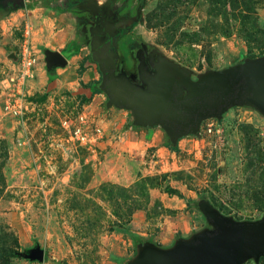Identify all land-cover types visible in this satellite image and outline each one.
I'll use <instances>...</instances> for the list:
<instances>
[{
	"label": "rangeland",
	"instance_id": "374dc122",
	"mask_svg": "<svg viewBox=\"0 0 264 264\" xmlns=\"http://www.w3.org/2000/svg\"><path fill=\"white\" fill-rule=\"evenodd\" d=\"M19 1L30 2L0 0V17L10 12L5 3ZM58 1L60 10L77 19L68 33L82 44L80 50L86 48L78 72L96 74L97 80L81 82L87 94L25 90L27 110L15 117L5 104L18 64L7 54L18 59L28 42L36 64L27 83H38L39 53L28 22L12 30L16 38L5 34L12 40L3 41L6 28L0 30V47L8 43L0 56V264H140L147 249L170 250L214 229L206 205L235 222L264 219V112L258 106H236L202 123V130L213 125L219 134H191L175 143L166 136L177 152L150 150L135 157L124 147L109 154L111 140L126 139L125 132L139 126L133 111L109 105L94 59L95 51L108 52V30L136 22L120 46L125 50L119 49L130 80L144 87V71L160 67L185 83V96V81L264 57V0ZM43 54L40 61L48 62L61 55ZM120 71L119 78L130 75ZM98 94L103 114L112 108L123 116L101 119L99 111L87 108ZM80 116L88 120L82 131L88 141L82 143L71 137ZM37 250L44 252L42 261L32 258ZM245 264H264V256Z\"/></svg>",
	"mask_w": 264,
	"mask_h": 264
},
{
	"label": "water",
	"instance_id": "95a60500",
	"mask_svg": "<svg viewBox=\"0 0 264 264\" xmlns=\"http://www.w3.org/2000/svg\"><path fill=\"white\" fill-rule=\"evenodd\" d=\"M108 33L112 36L108 52H94V59L103 72L101 87L109 98V105L134 112L136 125L160 127L175 143L191 134L199 137L203 122L221 119L236 106L252 103L264 112V57L213 73L195 83L185 81L190 90L184 96L185 83L160 67L154 73L144 71V87L127 76L117 77L119 56L116 48L111 51V46L115 47L114 32L108 30ZM9 58L17 61L14 53ZM49 59L61 65L65 63L59 54ZM204 212L214 229L180 241L170 250L147 249L140 264H245L264 256V219L235 222L211 205H206ZM32 258L42 261L44 252L37 250Z\"/></svg>",
	"mask_w": 264,
	"mask_h": 264
},
{
	"label": "crops",
	"instance_id": "0c3cea01",
	"mask_svg": "<svg viewBox=\"0 0 264 264\" xmlns=\"http://www.w3.org/2000/svg\"><path fill=\"white\" fill-rule=\"evenodd\" d=\"M76 20V18H72V16L66 12H55L45 8H36L34 10L26 11L23 9H17L15 11H10L8 16L0 17V30L6 28L4 32H1V34L4 35L3 41L8 39L12 40L11 38H7L5 34L9 35L10 37L14 36V38H16V35H14L12 30L21 25L20 23L24 24L25 22H28L30 24L32 32V45L38 50L39 53L38 69L36 70V75L39 82L36 83L31 81L27 83L25 86L27 94L30 93L34 95L38 92L43 94H57L61 93V89H66L72 94H87L85 93L87 87L82 88L80 85L81 82H83V85H86L89 84L90 81L97 80L96 74H89L87 71H82L81 74L78 72L81 68V60H83L84 56H86H82L83 50L86 48H82L78 54H71L70 47L73 42V37L68 33V31L70 29V23H72V21L75 22ZM9 25L10 27L8 28ZM47 25H50V28H48V32L46 33L44 27ZM7 44L8 43H6V45ZM6 45L4 46L3 44L2 47H0V56L4 55L6 52ZM123 50H125V48ZM46 51L47 53H60L66 64H62V66L57 65L55 61H40L41 58L44 57L43 52ZM67 51H69L71 56H65ZM117 52L120 59L119 51L117 50ZM11 53L13 52L10 51L9 54H7L8 59ZM119 63L122 67L120 69V73H129L130 75H128V78H131L133 74L127 71L128 69L126 59H120ZM15 64H17V61L13 60V65ZM8 78L9 77L5 79L3 78L2 83L6 84L8 82ZM51 79L56 80L55 82L51 83L54 87L50 85ZM1 88L3 87L1 86ZM100 96L101 95L99 94L95 95L93 101L90 104H86V107L93 109V111H99L98 113L102 115L101 119H103L102 117H105L106 120L110 119L111 117V119H113L117 114L123 116L124 111L112 108L103 114L98 104ZM117 111H119V113ZM100 115L96 117H99ZM124 124H128L127 120H124ZM125 135L127 137L126 139H124L125 137H117L119 140H111L107 149L108 152H106L111 154L112 151H121L120 149L125 147L128 152H132L128 155L142 157L150 150L155 151L156 153L166 154V151L170 149L167 147V134L160 127H143L142 129L140 126L138 129L132 127L130 131L127 130L125 132Z\"/></svg>",
	"mask_w": 264,
	"mask_h": 264
},
{
	"label": "built area",
	"instance_id": "2783aa9c",
	"mask_svg": "<svg viewBox=\"0 0 264 264\" xmlns=\"http://www.w3.org/2000/svg\"><path fill=\"white\" fill-rule=\"evenodd\" d=\"M28 42H25V46H23L21 50V56L17 59V76L16 79L13 81L14 85L9 88L10 97L5 104V109L16 117L19 115H24L27 110V96L25 93V86L27 85V80L31 77V69L36 64V59L31 54V50ZM28 45V47H27ZM80 124L72 131L73 136L77 137L80 142H87L88 138L82 134L83 128L87 126L88 120L84 116L79 117ZM66 125H69L68 122H65ZM99 131V130H98ZM219 134L220 130L216 127L213 128L208 127L206 130H202L200 134Z\"/></svg>",
	"mask_w": 264,
	"mask_h": 264
},
{
	"label": "trees",
	"instance_id": "16d2710c",
	"mask_svg": "<svg viewBox=\"0 0 264 264\" xmlns=\"http://www.w3.org/2000/svg\"><path fill=\"white\" fill-rule=\"evenodd\" d=\"M5 4H7L6 8L9 9L10 11H15L17 9L34 10L39 5L40 7H43L45 9H49V10H53L56 12H65V11L60 10L58 8V4H59L58 0H30V2L28 4H25L23 2H19V3L7 2ZM70 12L73 13L74 15L84 13V14H87V17L89 19L92 18L91 14L87 13V11H82V10L80 11L79 9H71ZM130 16L134 17L132 14ZM136 24H137L136 22L132 23L130 28H121V29H118L117 31L114 32L115 47L111 46V51H114V48H116V49L119 48L120 44L122 42L126 41V39L128 38V36H127L128 30H133V28L136 26ZM108 36L110 39L109 43H111L112 36L110 34H108ZM81 47H82V44L80 42L73 41L71 44V47H70L71 54H76L81 49ZM167 147L172 149L175 152L178 151V145L175 144L172 146V143H170L169 141H167ZM6 262L8 263V261H6Z\"/></svg>",
	"mask_w": 264,
	"mask_h": 264
},
{
	"label": "flooded vegetation",
	"instance_id": "af4514ba",
	"mask_svg": "<svg viewBox=\"0 0 264 264\" xmlns=\"http://www.w3.org/2000/svg\"><path fill=\"white\" fill-rule=\"evenodd\" d=\"M126 28H130V26H129V27H126ZM117 30H118V29H117ZM117 30H115V31H117ZM115 31H114V32H115ZM131 31H132V30H128L127 33H131ZM127 36H129V35H127ZM106 37H107V41H108V43H109L110 39H109L108 34L106 35ZM128 38H129V37H128ZM128 38H127V39H128ZM127 39H126V41H127ZM126 41H125V42H126ZM125 42H122V43L120 44V46H121L122 44H124ZM120 46H119V48H117L118 51H119V49H121ZM119 62H120V59H119ZM119 62H118V70H120V69L122 68ZM118 70H117V71H118Z\"/></svg>",
	"mask_w": 264,
	"mask_h": 264
}]
</instances>
